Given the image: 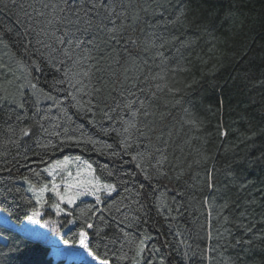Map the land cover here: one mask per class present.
<instances>
[{"label":"trees","instance_id":"trees-1","mask_svg":"<svg viewBox=\"0 0 264 264\" xmlns=\"http://www.w3.org/2000/svg\"><path fill=\"white\" fill-rule=\"evenodd\" d=\"M66 155L116 190L46 204L62 239L109 264H264V0H0V209L31 216L23 179ZM0 264L66 263L0 224Z\"/></svg>","mask_w":264,"mask_h":264},{"label":"rangeland","instance_id":"rangeland-1","mask_svg":"<svg viewBox=\"0 0 264 264\" xmlns=\"http://www.w3.org/2000/svg\"><path fill=\"white\" fill-rule=\"evenodd\" d=\"M77 158H79V160H77ZM65 160L72 161V163L69 164L67 171L72 172L73 177H75L76 175V170L78 168H83L85 165H91V168L94 169L93 165L83 155H66V156L57 158L53 160L52 162H50L47 166L44 167V170L46 171V169H49L50 166L56 162H63ZM46 173L49 175L50 181L45 184H49V187H50L51 186L50 182L53 179H55L56 183L61 185L60 190L63 192L64 185L61 183V179L62 178L68 179L67 172L61 171L59 175H53L49 171H46ZM94 176L98 177L95 173V169H94ZM99 180L101 183L114 185L113 183L104 181L100 178ZM23 181L27 187V190L34 196L37 202V208L33 211L34 216L31 218L25 219L22 223H16L9 217V215L6 212L0 209V223L13 226L19 229V231L21 229V232H23L24 234L27 233L26 234L27 236L32 237V238L36 237L37 239L43 240V242L51 244V251L54 254V256L56 257L58 256V254L62 255L65 259L66 264H69L70 261L72 260H84L90 264H101V262L98 259H96L95 255L92 253V251L89 248L86 249L80 244V239L76 244H72L70 242L68 243L66 240L62 239L61 233L60 231H58L57 224H55L53 221H50V218L49 219L46 218V220L40 221L42 214L45 213L43 209L47 207L46 204H48V206L57 215L62 213L63 211L57 210L52 205L60 203V207L64 209L63 207L64 205H70V204L61 203L52 192H48L45 194V197H44L47 200V203H44L43 205H41V203H39L36 199L37 193L33 192L31 188L33 185H35L36 188L38 189L43 184L38 186L32 183L31 181H30L31 183H29L28 179H23ZM115 190L116 188H114V190L111 193L101 191L100 193H98V195L100 196L102 194H112ZM50 195L54 198V201L51 203L49 202ZM86 197H93L96 199V196H93V195L82 196L79 199L86 198ZM23 230H26V232H24ZM87 241H88V237L85 240V243L88 245ZM62 243L65 245L60 246V244ZM89 250L91 251L92 255H89Z\"/></svg>","mask_w":264,"mask_h":264},{"label":"snow or ice","instance_id":"snow-or-ice-1","mask_svg":"<svg viewBox=\"0 0 264 264\" xmlns=\"http://www.w3.org/2000/svg\"><path fill=\"white\" fill-rule=\"evenodd\" d=\"M23 107V105H20ZM24 135H28L29 130L25 129ZM135 159V157H133ZM79 160V158H77ZM72 161L65 160L63 162H56L50 166L49 169H46V171H49L53 175H59L61 171L67 172L68 179H61V183L64 185V191L62 192L60 190L61 185L57 184L55 179H53L50 184H43L40 188H36L35 185L32 186L31 190L33 192H36V199L41 205L44 203H47V200L44 198L45 194L48 192H52L61 203H67V204H75L77 199H79L82 196L86 195H93L96 196L97 201H99L100 197L98 193L101 191L111 193L115 185L112 184H105L101 183L98 177L94 176V169L91 168V165H85L83 168H78L76 170V175L73 177L72 172L67 171V168L69 164H71ZM27 179V178H25ZM29 183H31L29 181ZM54 208H56L59 211H65L60 207V203L52 205ZM87 228L91 229L93 227L92 224H87ZM88 236L87 231H82L80 233V244L88 248V245L85 243V240ZM141 251L143 250V243L141 242ZM89 255H92L91 251L89 250ZM95 258V257H94ZM101 264H109L108 261H101Z\"/></svg>","mask_w":264,"mask_h":264},{"label":"crops","instance_id":"crops-1","mask_svg":"<svg viewBox=\"0 0 264 264\" xmlns=\"http://www.w3.org/2000/svg\"><path fill=\"white\" fill-rule=\"evenodd\" d=\"M50 245H51V244H50ZM63 245H65V244H63V243H62V244H60V246H63ZM60 246H59V247H60ZM59 251H60V250H59Z\"/></svg>","mask_w":264,"mask_h":264},{"label":"bare ground","instance_id":"bare-ground-1","mask_svg":"<svg viewBox=\"0 0 264 264\" xmlns=\"http://www.w3.org/2000/svg\"><path fill=\"white\" fill-rule=\"evenodd\" d=\"M96 259H98V258H96ZM98 260H99V259H98ZM99 261L101 262V261H103V260H99Z\"/></svg>","mask_w":264,"mask_h":264}]
</instances>
